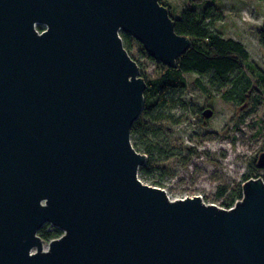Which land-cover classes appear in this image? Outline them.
Here are the masks:
<instances>
[{"label":"water","instance_id":"1","mask_svg":"<svg viewBox=\"0 0 264 264\" xmlns=\"http://www.w3.org/2000/svg\"><path fill=\"white\" fill-rule=\"evenodd\" d=\"M175 25L160 0H0V264H264L263 178L232 208L140 179L148 85L122 33L175 68Z\"/></svg>","mask_w":264,"mask_h":264},{"label":"rangeland","instance_id":"2","mask_svg":"<svg viewBox=\"0 0 264 264\" xmlns=\"http://www.w3.org/2000/svg\"><path fill=\"white\" fill-rule=\"evenodd\" d=\"M164 1L173 7L171 14L177 18L187 8L204 10L207 6L215 7L220 16L214 24L216 30L225 38L243 42L254 63L264 71V49L256 36L264 24V0H217L199 6H193L191 0ZM133 53L137 54L136 50ZM137 57L149 77L158 75L156 62L143 54H137ZM185 77L188 85L179 96L188 108L175 112L185 121L177 126L164 124L162 127L179 144L190 146L197 153L188 164L176 158L168 159L162 164L165 174L161 169H154V174L140 179L143 183L164 188L172 199L201 196L205 202L223 206V199L216 196L218 189L225 186L231 193L239 185L243 186V177L253 171L255 157L263 152L264 94L263 103L248 114L245 113L247 110L223 99L221 91L209 85L203 90L196 82L198 74H186ZM209 106L214 115L207 119L202 112ZM255 172L264 175V169L258 168Z\"/></svg>","mask_w":264,"mask_h":264},{"label":"trees","instance_id":"3","mask_svg":"<svg viewBox=\"0 0 264 264\" xmlns=\"http://www.w3.org/2000/svg\"><path fill=\"white\" fill-rule=\"evenodd\" d=\"M215 1L217 0H191V4L199 6L201 3ZM160 3L172 11L173 7L164 0H160ZM219 17V13L213 6H207L204 10L195 7L187 8L183 10L180 17L172 16L176 20L177 33L186 35L192 40L187 52L177 59L175 68L156 62L145 52L142 44L131 35L122 33L125 48L139 63L141 69L143 63L140 62L137 54H143L149 60L156 62L158 66V75L154 78L149 77L143 69L141 70L148 85L144 94L145 108L141 118L134 123L131 133L134 148L148 156L146 165L139 170L140 177L154 174V169H161L164 172L161 173L165 174L162 164L168 159L176 158L183 164H188L197 153L194 148L179 144L162 127L164 124L177 126L185 121L183 116L177 117L175 112L188 108L179 96V93L184 92L188 85L186 74H198L196 82L203 90H207L209 85L221 91L223 99L234 103L241 110H247L244 111L245 113L255 111L263 103L264 71L254 63L243 42L234 38H225L220 31L216 30L214 24ZM41 29L39 27V30ZM256 36L264 49V24L257 30ZM134 50L137 54L133 53ZM258 158L259 156L255 157L252 163L253 171L245 174L244 181L259 177L264 179V175L254 173V170L259 168L257 167ZM218 190L216 196L218 199H223L222 204L227 208L233 207L243 197L242 185L231 193L225 186ZM48 228L49 225H46L39 232L46 241L62 234V231L58 229L48 230Z\"/></svg>","mask_w":264,"mask_h":264},{"label":"built area","instance_id":"4","mask_svg":"<svg viewBox=\"0 0 264 264\" xmlns=\"http://www.w3.org/2000/svg\"><path fill=\"white\" fill-rule=\"evenodd\" d=\"M253 179H255V178H253ZM246 182V181H245ZM245 184V183H244ZM167 192V191H166ZM170 196V195H169ZM186 197H189V196H186ZM201 197V196H200ZM181 198H185V197H181ZM202 198V197H201ZM204 200V199H203ZM215 204H217V203H215ZM218 206H220V207H222V208H224L223 206H221L220 204H217ZM235 206V205H234ZM225 208H227V207H225ZM230 208H232V207H230Z\"/></svg>","mask_w":264,"mask_h":264},{"label":"flooded vegetation","instance_id":"5","mask_svg":"<svg viewBox=\"0 0 264 264\" xmlns=\"http://www.w3.org/2000/svg\"><path fill=\"white\" fill-rule=\"evenodd\" d=\"M209 108H211V107L209 106V107H207V108L203 109V111H204V110H206V109H209Z\"/></svg>","mask_w":264,"mask_h":264}]
</instances>
